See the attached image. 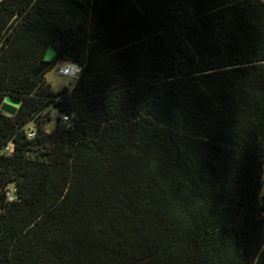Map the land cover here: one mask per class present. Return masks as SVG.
<instances>
[{
  "label": "trees",
  "instance_id": "trees-1",
  "mask_svg": "<svg viewBox=\"0 0 264 264\" xmlns=\"http://www.w3.org/2000/svg\"><path fill=\"white\" fill-rule=\"evenodd\" d=\"M10 185L0 264H264V1L0 0Z\"/></svg>",
  "mask_w": 264,
  "mask_h": 264
},
{
  "label": "built area",
  "instance_id": "built-area-1",
  "mask_svg": "<svg viewBox=\"0 0 264 264\" xmlns=\"http://www.w3.org/2000/svg\"><path fill=\"white\" fill-rule=\"evenodd\" d=\"M82 71V67L73 63V62H65L59 66L58 73L62 77L71 78L74 81L78 80ZM51 120L56 121V125H62L68 128L71 124V119L67 115H61L57 117H51ZM50 120V121H51ZM27 137L29 139L35 138V132L32 128H27ZM10 146L5 147L4 152H9ZM17 190L15 186L10 185L0 190V206L1 202L3 204H8L14 202L16 200ZM1 212V210H0Z\"/></svg>",
  "mask_w": 264,
  "mask_h": 264
},
{
  "label": "rangeland",
  "instance_id": "rangeland-1",
  "mask_svg": "<svg viewBox=\"0 0 264 264\" xmlns=\"http://www.w3.org/2000/svg\"><path fill=\"white\" fill-rule=\"evenodd\" d=\"M53 57H54V51L52 49H50L48 51L46 57H45V61H51L53 59ZM59 66H60V64H58L54 68H51L46 74L47 82L51 85L52 89L55 90V91L60 90V89H62L64 87H69L71 84L74 83L73 79L67 78V77H62V76L59 75V73H58ZM43 67H44V69H46L48 67V65L44 64ZM46 113H47L46 117H50V118L51 117H57L59 115L58 112L55 109H53V108L47 109ZM32 127L33 126L31 124L29 126V128H32ZM55 127H56V121L51 120V121H49L47 123V128H48L49 131L53 130Z\"/></svg>",
  "mask_w": 264,
  "mask_h": 264
},
{
  "label": "water",
  "instance_id": "water-1",
  "mask_svg": "<svg viewBox=\"0 0 264 264\" xmlns=\"http://www.w3.org/2000/svg\"><path fill=\"white\" fill-rule=\"evenodd\" d=\"M50 49H52L54 51V56H55V50L53 48H50ZM49 62L50 61H45L44 64L48 65ZM43 70H44V67L43 68H39L35 75L39 74L40 72H43ZM19 105H20V101L18 99H15V98H12V97H7L5 102H4V105H3L2 109H3V111L13 115L16 112V110L19 107Z\"/></svg>",
  "mask_w": 264,
  "mask_h": 264
}]
</instances>
